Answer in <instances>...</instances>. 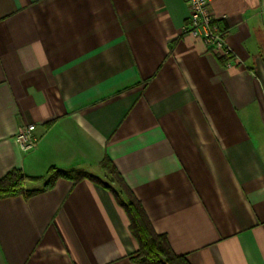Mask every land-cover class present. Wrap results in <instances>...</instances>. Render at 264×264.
I'll use <instances>...</instances> for the list:
<instances>
[{
    "label": "crops",
    "instance_id": "1",
    "mask_svg": "<svg viewBox=\"0 0 264 264\" xmlns=\"http://www.w3.org/2000/svg\"><path fill=\"white\" fill-rule=\"evenodd\" d=\"M212 8L231 67L182 32L187 0H0V180L102 177L107 156L190 264H264V0ZM138 247L89 179L0 198V264H138Z\"/></svg>",
    "mask_w": 264,
    "mask_h": 264
},
{
    "label": "trees",
    "instance_id": "2",
    "mask_svg": "<svg viewBox=\"0 0 264 264\" xmlns=\"http://www.w3.org/2000/svg\"><path fill=\"white\" fill-rule=\"evenodd\" d=\"M104 176L99 177L88 171L49 169V179L42 189H27L25 181L41 180L38 177L24 175L20 171H11L0 180V198L23 195L32 197L41 191L52 188L59 178L78 183L89 179L114 193L117 202L125 209L130 220V231L138 242V249L131 255L138 264H190L183 255H177L171 248L165 235L157 234L152 227L141 201L135 196L123 176L109 157L101 162Z\"/></svg>",
    "mask_w": 264,
    "mask_h": 264
},
{
    "label": "built area",
    "instance_id": "3",
    "mask_svg": "<svg viewBox=\"0 0 264 264\" xmlns=\"http://www.w3.org/2000/svg\"><path fill=\"white\" fill-rule=\"evenodd\" d=\"M213 2L214 0H187L190 15L182 32L201 39L209 52L215 54L225 66L231 67L235 54L226 40L230 30L223 26L225 16L214 14ZM35 130L36 125L33 123L18 129L15 140L22 150H32L38 144L39 137Z\"/></svg>",
    "mask_w": 264,
    "mask_h": 264
}]
</instances>
